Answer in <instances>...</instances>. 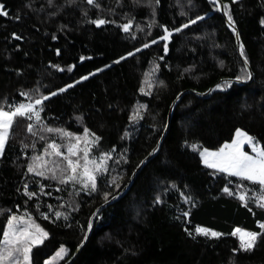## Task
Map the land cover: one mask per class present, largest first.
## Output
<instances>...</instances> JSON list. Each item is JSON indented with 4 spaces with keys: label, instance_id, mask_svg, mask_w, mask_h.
Listing matches in <instances>:
<instances>
[{
    "label": "trees",
    "instance_id": "trees-1",
    "mask_svg": "<svg viewBox=\"0 0 264 264\" xmlns=\"http://www.w3.org/2000/svg\"><path fill=\"white\" fill-rule=\"evenodd\" d=\"M96 2L100 8L86 0H53L52 5L48 0H0L9 13L0 16V103H27L22 92L39 87L48 95L102 68L45 101L41 117L49 127L76 133L88 127L102 137L99 151L116 148L108 173L98 178L96 193L89 195L77 185L40 180L44 193H51L46 195L25 175L31 156L43 151L45 142L28 133L29 122L18 118L0 156V236L7 215L27 210L49 233L44 243L33 249V264H43L61 245L68 249L60 262L64 264L82 244L95 210L105 203L103 193L110 192L111 200L125 188L137 165L161 140L173 101L189 91L175 106L158 152L127 192L99 213L88 241L71 264H264V239L252 252H234L239 241L230 235L235 227L259 231L257 221L264 222V210L250 203L249 212L235 196L224 194L223 187L239 191L236 185L241 182L205 168L198 155L203 147L216 150L230 142L236 128L256 137L264 147V26L260 24L264 0H239L231 5L239 37L221 12L211 10L207 0ZM205 13L204 20L173 33L167 53L162 41L142 47L162 35L161 25L171 30ZM97 18L113 22L100 27L88 22ZM129 19L133 27L125 33L120 25ZM12 33L22 38L16 40ZM241 44L252 78L237 81V76L249 72L239 55ZM137 48L141 51L136 52ZM130 51L133 56L115 63ZM81 56L86 59L81 61ZM156 65L159 70L153 77L151 95H144L139 88L145 74ZM69 66H73L71 72ZM226 80L231 87L216 89ZM211 88L210 95L201 96ZM139 104L147 105L141 110L143 118L130 121ZM78 116L82 117L79 121ZM34 142L35 149L23 148V144ZM193 144L197 151L190 147ZM111 177L117 178L118 189L107 183ZM26 181L29 190L37 192L31 200L23 195ZM243 184L253 187L246 181ZM182 192L192 198L195 207L184 203ZM157 195L162 197L161 204L154 203ZM57 210L66 212L68 220H57ZM184 211L190 212L187 218L182 216ZM41 213L49 218L44 219ZM197 226L224 235L216 240L192 239L184 229L194 232Z\"/></svg>",
    "mask_w": 264,
    "mask_h": 264
},
{
    "label": "snow or ice",
    "instance_id": "snow-or-ice-1",
    "mask_svg": "<svg viewBox=\"0 0 264 264\" xmlns=\"http://www.w3.org/2000/svg\"><path fill=\"white\" fill-rule=\"evenodd\" d=\"M49 5H52L53 0H48ZM74 0H69V3H73ZM119 2V0H118ZM156 4H159L160 0H154ZM191 2V0H189ZM208 4L212 6L211 10L216 12H222L227 18L228 25L232 28L234 34L239 37V33L236 32L235 20L232 15L231 5L236 4L239 0H230V3H224L223 0H207ZM88 5H92L96 8H100L99 3L96 0H86ZM134 4H139L140 0H133ZM5 5L0 3V16L7 17L9 13L4 10ZM87 15V13H85ZM184 15V13H181ZM205 15H197L194 19L189 20L187 23H183L180 27L169 29L166 26L161 25L163 29L162 35L157 39H152L150 43H144L143 48L147 49L150 44H157L158 41L163 42V51L167 53L169 51V41L173 33H179L182 29L188 28L190 25L196 24L198 21L205 19ZM19 19V16L15 17ZM97 27L112 23L103 18H97L88 21ZM260 24L264 26V18H261ZM125 33H128L133 27L132 19H129L126 23L120 25ZM151 27V25H149ZM139 29V25H137ZM143 31V29H139ZM12 37L16 40H20L22 37L16 33H12ZM53 39L56 36L53 35ZM135 38V36H133ZM136 52L141 51L140 48L135 49ZM59 49H57V55H59ZM134 52H128L126 56L119 57L115 63H119L121 60H125L127 57L133 56ZM239 55L243 57V63L247 65L249 63L245 54L243 44L239 47ZM86 58L81 56L80 60L83 61ZM162 60L163 57H160ZM53 67H59L53 65ZM107 67V66H106ZM73 66L68 67V71L71 72ZM159 70V65H156L150 72L145 74V81L141 83L139 92L144 95H151L152 83L149 77H154L156 71ZM103 71L102 68H97L95 72H89L87 75H82L78 80L73 83L65 84L63 87L58 88L56 91L50 92L48 95H44L40 92L39 87L34 88L31 92L25 91L21 95L26 97L28 102H20L18 104H7L6 102L0 103V156L4 155L5 146L8 142L11 130L18 118L28 121L26 125L27 132L33 137H37L40 141H44L43 151L39 154H33L26 166V176H29L35 183L39 185V192L44 193L45 185L40 183V180L56 181L60 185H76L80 186L79 191L87 192L89 195L98 191V178L104 177L109 171V161L113 159V153L116 151L115 146L110 151H99V146L102 137L91 131L88 127H84L82 133H76L68 131L61 127H49L46 125L41 117V113L45 109V101L50 100L51 97L57 96L59 93H64L68 89L75 87L82 81H86L90 76L95 75L97 72ZM252 75L250 72H246L244 76H237V81L250 80ZM163 84V81L159 82ZM147 86V91L146 87ZM229 81H225L223 84H217L216 89L221 91L227 87H231ZM213 91V89H209ZM147 105L139 104L133 109L132 114L129 116L130 121H138L143 118L142 109H146ZM78 121L82 117L76 118ZM46 134H53L54 137L59 138L60 143L56 138L49 140ZM124 136L127 137L128 133L125 132ZM123 139V137H122ZM245 145L250 148V152L245 150ZM32 147L35 149V142L31 145L23 144V148L27 149ZM193 151H197V145L190 146ZM99 151L98 155H94V152ZM157 152V149H153L148 153V156H152ZM200 163L207 169H212L217 173L225 174L228 177H236L241 183L236 185L239 191H234L228 186L223 187L222 192L228 196H235L241 204L248 208L251 212L252 208L249 207L250 203H255L256 206L264 210V147L260 145L256 137L250 135L247 131L241 128H236L235 133L230 142H225L219 146L216 150H210L207 147H203L198 150ZM147 159V158H146ZM126 162V161H125ZM119 163V160L116 161ZM145 163L142 160L137 167ZM39 178V179H37ZM249 182L253 187L244 185L243 182ZM107 183L115 188H119L120 184L117 182L116 177H111ZM174 187V185H173ZM23 195L29 200L33 197H37L36 191L29 190V183L26 181L23 186ZM20 191V189H18ZM56 191H61L57 188ZM167 191V189H165ZM51 195V193H44ZM78 194V193H77ZM110 192L103 193V199L105 203L109 202ZM184 203L195 204L190 196L185 195L183 192L180 194ZM115 199L114 196L111 197ZM162 197L157 195L154 199L155 204H161ZM62 207H70V205H62ZM39 208V204H37ZM49 210H52V206L48 205ZM44 219L49 217L41 213ZM55 218L59 220L63 218L68 220V214L62 211L54 212ZM190 215L189 211H184L182 216L187 218ZM180 219V217H176ZM259 231H249L241 227H235L230 232L232 237H236L239 241L236 251L252 252L258 241L264 239V222L257 221ZM93 226L92 221H89L88 228ZM184 231L192 238L196 239L197 236H202L209 240H216L221 238L224 234L220 231H216L207 227L197 226L194 232L185 228ZM49 233L38 224L33 216L25 210L23 214L12 213L7 215L6 223L2 228V236H0V264H33V249L38 245L44 243L48 238ZM68 254V249L61 245L51 258L44 261V264H57V262L63 259Z\"/></svg>",
    "mask_w": 264,
    "mask_h": 264
},
{
    "label": "water",
    "instance_id": "water-1",
    "mask_svg": "<svg viewBox=\"0 0 264 264\" xmlns=\"http://www.w3.org/2000/svg\"><path fill=\"white\" fill-rule=\"evenodd\" d=\"M221 14L223 15L222 12H221ZM223 16H224V15H223ZM238 46H239V44H238V42H237V47H238ZM246 67L248 68L249 72H250L251 75H252V72H251L250 68H249L247 65H246ZM211 89H213V88H211ZM211 92H212V91H211ZM211 92L208 91L206 94H203V95H201V96L206 97V96L210 95ZM186 93H189V91L183 92L182 94H180V95H179V96L173 101V103H172V105H171V107H170V109H169V113H168V117H167V128H168V126H169L170 119H171V115H172V113H173V110H174L175 106L178 104V102L181 100V98H182ZM167 128H166V130H167ZM166 130H165V132H164V134H163L161 140L159 141V143H158L157 146L155 147V149H157V152H158V150H159V148H160V146H161V143H162L163 138H164V136H165ZM157 152H156V153H157ZM156 153H155V154H156ZM155 154L152 155V156H147V157H146L147 159H146V158L144 159V160H145V163H144L143 165H141L139 168H137V170L133 173V175H132L130 181L128 182V184L125 186V188H124V189H123V190H122L117 196H115V199H111V200H109L108 203H104V204H102L100 207H98V208L95 210V212L93 213V215L91 216V218H90V220H89V221H92V224H93V225H94L95 219L97 218V216L99 215V213H100L103 209H105L106 207L112 205L115 201H117L120 197H122V196L127 192V190L131 187L132 183L134 182L135 178L137 177V175L139 174V172L141 171V169L145 166V164H146L149 160H151V158H153V157L155 156ZM92 230H93V226H92L91 229L88 228L87 233H86V236H85V238H84L82 244H81V245L75 250V252L72 254V256H71V257H70V258H69L64 264H71V263L77 258V256L79 255V253L81 252V250H82L83 247L85 246L86 242L88 241V238H89V236H90Z\"/></svg>",
    "mask_w": 264,
    "mask_h": 264
},
{
    "label": "rangeland",
    "instance_id": "rangeland-1",
    "mask_svg": "<svg viewBox=\"0 0 264 264\" xmlns=\"http://www.w3.org/2000/svg\"><path fill=\"white\" fill-rule=\"evenodd\" d=\"M145 79H146V77H145ZM149 80H150V82H151V83H152V85H153V77H149ZM46 135H49V134H46ZM51 136H52L51 138H56V137H54V136H53V134H51ZM51 138H50V139H51ZM50 139H49V140H50ZM56 139H57V142H58V143H60V142H61V141L59 140V138H56ZM245 150H246V151H249V152L251 151V150H250V148H248V146H247V145H245ZM108 163H109V162H108ZM77 186L80 188V186H79V185H77ZM38 246H39V245H38ZM58 249H59V248H58ZM58 249H57V250H58ZM57 250H55V251H54V252H53V253H52L50 256H48V257H47L45 260H47V259L51 258V256H53ZM64 258H65V257H64ZM64 258H63V259H61V260H59V261L57 262V264H60V262H61V261H63V260H64ZM45 260H44V261H45ZM43 264H44V262H43Z\"/></svg>",
    "mask_w": 264,
    "mask_h": 264
}]
</instances>
